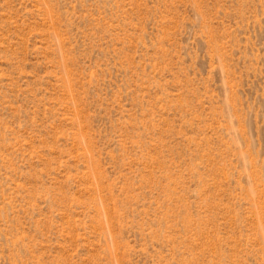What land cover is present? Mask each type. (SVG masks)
<instances>
[{
  "label": "rangeland",
  "instance_id": "1",
  "mask_svg": "<svg viewBox=\"0 0 264 264\" xmlns=\"http://www.w3.org/2000/svg\"><path fill=\"white\" fill-rule=\"evenodd\" d=\"M0 264H264V0H0Z\"/></svg>",
  "mask_w": 264,
  "mask_h": 264
}]
</instances>
